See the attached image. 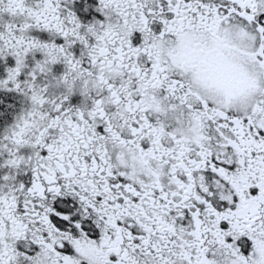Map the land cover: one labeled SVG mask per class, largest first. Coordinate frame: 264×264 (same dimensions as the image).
<instances>
[{
    "label": "snow or ice",
    "instance_id": "obj_1",
    "mask_svg": "<svg viewBox=\"0 0 264 264\" xmlns=\"http://www.w3.org/2000/svg\"><path fill=\"white\" fill-rule=\"evenodd\" d=\"M0 264H264V0H0Z\"/></svg>",
    "mask_w": 264,
    "mask_h": 264
}]
</instances>
